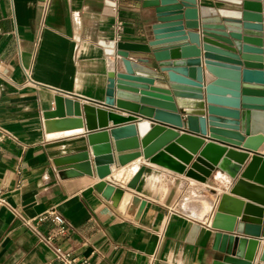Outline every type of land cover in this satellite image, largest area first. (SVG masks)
<instances>
[{"label":"crops","instance_id":"1","mask_svg":"<svg viewBox=\"0 0 264 264\" xmlns=\"http://www.w3.org/2000/svg\"><path fill=\"white\" fill-rule=\"evenodd\" d=\"M42 3L0 0V136L4 135L0 141V264H56L53 253L17 216L35 219L50 210L66 221L67 235L58 243L61 250L89 259L91 264H211L210 223L232 184L224 172L216 168L202 182L140 157L124 168L123 176L104 179L131 196L114 205L94 190L100 181L97 177L62 171L54 163L85 149L86 128L47 131L44 114L55 109L58 95H72L81 105L100 107L115 58L105 56L98 43H146L150 11L143 8L144 0H52L41 30ZM203 3L222 5L212 0ZM131 57L145 60L141 54ZM108 111L121 117L130 115L120 109ZM135 118L156 124L139 114ZM107 123L101 130L117 127L110 119ZM110 142L114 147L112 137ZM256 154L264 156V144ZM249 163L250 158L243 169ZM142 165L147 170L137 189H128ZM199 167L201 177L205 170ZM19 183L23 186L18 187ZM189 191L192 194L183 203L194 204L195 210L183 212L179 201ZM228 201L225 198L222 206ZM205 205L210 210L203 215ZM194 224L201 229L191 241ZM39 229L54 233L50 222ZM263 247L264 236L252 264H264L260 261Z\"/></svg>","mask_w":264,"mask_h":264},{"label":"water","instance_id":"2","mask_svg":"<svg viewBox=\"0 0 264 264\" xmlns=\"http://www.w3.org/2000/svg\"><path fill=\"white\" fill-rule=\"evenodd\" d=\"M212 1L222 5L144 0L150 11L146 43H98L105 56L115 58L100 107L58 95L55 109L44 114L45 126L47 131L86 128L85 149L54 163L62 171L97 177L94 190L114 205L131 196L104 179L123 176L140 157L202 182L216 168L224 172L232 184L210 223L211 264H252L264 236V156L256 154L264 144V0ZM110 108L130 115L121 117ZM137 114L156 124L137 122ZM108 119L117 127L101 130ZM199 166L205 170L201 177ZM146 170L140 166L127 188L136 190ZM200 229L193 225L191 241Z\"/></svg>","mask_w":264,"mask_h":264},{"label":"built area","instance_id":"3","mask_svg":"<svg viewBox=\"0 0 264 264\" xmlns=\"http://www.w3.org/2000/svg\"><path fill=\"white\" fill-rule=\"evenodd\" d=\"M119 1L122 0H115V2H119ZM51 5H52V0H43L41 30L45 27V22L50 12ZM119 26H121V24H119ZM25 74L28 80H31L30 72L25 70ZM3 138L4 135H1L0 141ZM22 186L23 183H19L18 187H22ZM0 202H2L1 199ZM17 216L21 219L22 225L30 232H32V234L37 238L38 242L44 245L48 250H50L53 253L56 264H91L89 259H81L74 256L71 253L64 252L61 250L58 243L61 239L65 238L67 235L66 221L55 210H50L46 212L44 215L35 219H28L22 217L19 214H17ZM45 222H50L54 226V233L45 234L39 229L40 225Z\"/></svg>","mask_w":264,"mask_h":264},{"label":"rangeland","instance_id":"4","mask_svg":"<svg viewBox=\"0 0 264 264\" xmlns=\"http://www.w3.org/2000/svg\"><path fill=\"white\" fill-rule=\"evenodd\" d=\"M187 194H192V192L190 193V191L189 192H187V193H184L183 195H182V198L180 199V201H179V208H180V210L181 211H183V212H186L187 211V209H189V210H191V211H194L195 210V205L194 204H191V203H186V204H184L183 203V200H184V198L186 197V195ZM183 206V207H182ZM198 207V206H197Z\"/></svg>","mask_w":264,"mask_h":264},{"label":"bare ground","instance_id":"5","mask_svg":"<svg viewBox=\"0 0 264 264\" xmlns=\"http://www.w3.org/2000/svg\"><path fill=\"white\" fill-rule=\"evenodd\" d=\"M188 202H191V200L188 199ZM209 210H210L209 205H205V206H204V212H203V215H206V214L209 212Z\"/></svg>","mask_w":264,"mask_h":264}]
</instances>
